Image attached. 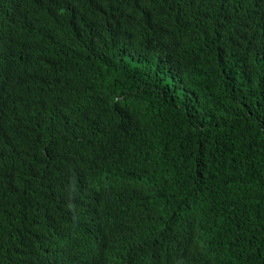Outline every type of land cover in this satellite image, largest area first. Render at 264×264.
I'll return each instance as SVG.
<instances>
[{"label": "trees", "instance_id": "obj_1", "mask_svg": "<svg viewBox=\"0 0 264 264\" xmlns=\"http://www.w3.org/2000/svg\"><path fill=\"white\" fill-rule=\"evenodd\" d=\"M0 264H264V0H0Z\"/></svg>", "mask_w": 264, "mask_h": 264}, {"label": "clouds", "instance_id": "obj_2", "mask_svg": "<svg viewBox=\"0 0 264 264\" xmlns=\"http://www.w3.org/2000/svg\"><path fill=\"white\" fill-rule=\"evenodd\" d=\"M116 11L117 10H116V7L115 6L111 8V12L114 15V20H112L110 22L103 23L102 25L104 26L105 29H114L117 26L118 21H119V14ZM91 194H92V190L90 191V193L88 194V196L91 195Z\"/></svg>", "mask_w": 264, "mask_h": 264}]
</instances>
